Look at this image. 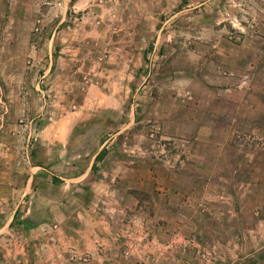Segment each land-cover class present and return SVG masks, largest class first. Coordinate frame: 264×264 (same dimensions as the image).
I'll use <instances>...</instances> for the list:
<instances>
[{
	"label": "rangeland",
	"instance_id": "1",
	"mask_svg": "<svg viewBox=\"0 0 264 264\" xmlns=\"http://www.w3.org/2000/svg\"><path fill=\"white\" fill-rule=\"evenodd\" d=\"M263 60L264 0H0V264H97L94 244L120 239L141 248L105 262L264 264V227L249 226L264 152L257 170L244 150L197 166L207 141L182 136L219 110L211 83L248 85ZM239 125L230 144L259 142ZM162 186L241 196V226L215 202L197 212L206 227L158 235Z\"/></svg>",
	"mask_w": 264,
	"mask_h": 264
},
{
	"label": "crops",
	"instance_id": "2",
	"mask_svg": "<svg viewBox=\"0 0 264 264\" xmlns=\"http://www.w3.org/2000/svg\"><path fill=\"white\" fill-rule=\"evenodd\" d=\"M251 65L252 64H250V74L248 75L250 78V82L248 85L246 84V82H243L245 86L239 85V83H232L228 80L227 77H221L223 81H220L218 83H211L212 91L219 90L220 95L215 97V100H212L214 101V103L212 104H218V111L210 108L208 111L210 112V115L206 117L205 120H201L197 117L187 120L186 125H189V127L185 129L186 132L182 134V136H189L188 134L191 132L188 133V129H192L191 135L194 138L202 137L205 141H207V143L204 144L205 149L203 153H205V155L202 157V160L197 161V166L206 162V158H208L211 154H213L214 160H217L219 162L222 160L223 155L227 152H240L244 150L249 154L247 160L250 162V168H254L255 170L258 169V163L256 161L253 150L264 152V128H261L258 125L259 119H264V60L262 61L259 68H254L253 65ZM254 77H260L263 80L262 82L260 81L256 83V78L255 80H253ZM226 79L227 81H224ZM178 122L184 121L178 120ZM240 122H246L248 127L247 134L250 138L253 139L252 133H257V136L254 137L260 139L258 143H254L253 145L249 144L244 147H240L239 145L233 146L232 144H230L231 138H234L237 134H240ZM232 163H235V161L233 160ZM203 168H206V166L203 165ZM208 172H211V170H209ZM215 174L220 178L226 180L233 179L235 168H233L230 173L224 174L222 172H218ZM261 180L262 182L260 183L264 185V179L261 178ZM204 182L205 184L209 185L210 179L206 177L204 179ZM161 190L162 191L160 192V195H157V197H160V201H157V199L154 200L155 204L152 207V210H154V217L166 218L169 223H167L166 225L164 223H160V225L154 224L155 229L150 230L155 231V233H157L158 235H164L166 234V232H170L171 237L174 238L175 235L180 234V231L183 229L182 224L179 223L180 218H186L188 223H192L190 225V227L192 228L198 229L200 227H206V217L203 218V222H201V224L203 223L202 225L199 224L198 219H196L199 217L197 215L199 207L203 204H207V210L210 211L211 209L216 208V203L223 205L224 203L229 202L230 204H232L231 216L233 225L241 226L240 221L242 219V216L241 210L238 207L241 201L244 200V198H240L241 196H237L230 192L215 193L207 190V188L206 191L202 192V195L198 197L195 195L193 196L188 191H184L183 189L176 187H171L168 189L165 188V186H162ZM244 197L245 200L246 197H249L248 201L252 202V196L250 197V195L244 194ZM254 207L257 208L258 204L255 203ZM222 213V209H219L218 216H220ZM168 218L170 220H168ZM249 226L251 228H258V226L259 228L264 227V217L258 216V214L254 212L253 221ZM142 229L144 230L140 232L141 234L139 235L138 239H140V236L143 234V232L147 231L146 228ZM130 232L132 234H135L132 231ZM251 232L258 233V231L256 230H251ZM262 233H264V231ZM169 242L171 246H173V240ZM122 243L138 249L141 248L139 245L142 244V242L136 241L134 239H132L131 241L124 239V242L123 239H120L119 242L112 240L111 242H109V244H107V246H104L102 248L98 246V244H94L95 251H93V254H95L94 259L97 260V264H112L113 261L110 260L109 263L105 262V259H107L108 257L107 252L112 247H117ZM203 246L204 244L202 243V247ZM102 250H105V252H102ZM101 252L103 253V255H101ZM154 260L157 261V259ZM114 262L116 264H126V262L123 260H121L120 262L115 260ZM132 262L133 264H149L147 263V260L145 261V263L143 261L136 263V261L134 260ZM151 264L156 263L152 261Z\"/></svg>",
	"mask_w": 264,
	"mask_h": 264
}]
</instances>
